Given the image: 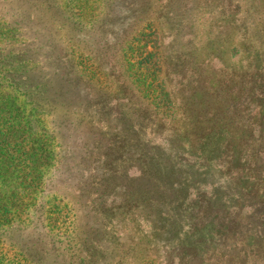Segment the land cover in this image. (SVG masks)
<instances>
[{
	"label": "rangeland",
	"instance_id": "374dc122",
	"mask_svg": "<svg viewBox=\"0 0 264 264\" xmlns=\"http://www.w3.org/2000/svg\"><path fill=\"white\" fill-rule=\"evenodd\" d=\"M190 3L0 0V264L167 262L139 146L121 140L136 114L108 87L149 23L167 51L199 38Z\"/></svg>",
	"mask_w": 264,
	"mask_h": 264
},
{
	"label": "trees",
	"instance_id": "16d2710c",
	"mask_svg": "<svg viewBox=\"0 0 264 264\" xmlns=\"http://www.w3.org/2000/svg\"><path fill=\"white\" fill-rule=\"evenodd\" d=\"M190 4L199 38L167 51L149 23L109 83L136 114L121 140L138 144L140 198L167 226L154 238L174 243L164 264H264V0Z\"/></svg>",
	"mask_w": 264,
	"mask_h": 264
}]
</instances>
